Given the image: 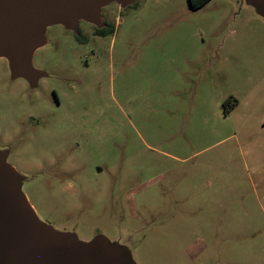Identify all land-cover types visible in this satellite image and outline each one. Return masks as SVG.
I'll return each mask as SVG.
<instances>
[{"label":"rangeland","instance_id":"1","mask_svg":"<svg viewBox=\"0 0 264 264\" xmlns=\"http://www.w3.org/2000/svg\"><path fill=\"white\" fill-rule=\"evenodd\" d=\"M136 1L104 39L49 28L35 88L0 58V151L40 221L129 264H264V0Z\"/></svg>","mask_w":264,"mask_h":264},{"label":"water","instance_id":"2","mask_svg":"<svg viewBox=\"0 0 264 264\" xmlns=\"http://www.w3.org/2000/svg\"><path fill=\"white\" fill-rule=\"evenodd\" d=\"M136 0H0V58L13 79L32 88L45 77L33 57L46 44L49 28L62 26L78 34L81 21L102 26V11ZM0 151V264H129L124 249L105 239L86 243L40 221L22 191L23 178Z\"/></svg>","mask_w":264,"mask_h":264},{"label":"flooded vegetation","instance_id":"3","mask_svg":"<svg viewBox=\"0 0 264 264\" xmlns=\"http://www.w3.org/2000/svg\"><path fill=\"white\" fill-rule=\"evenodd\" d=\"M103 16H104V12H102V26L101 27H98V26H96L94 24H91V23H88V22H85V21H81L80 25H79L78 34H76L72 30H69V31L76 37V40L79 43L88 42L90 40V38H93V39H104V38H107V37L110 36V35H106L107 32H111L112 28L114 27V25L110 22V18L109 19L106 18V20H103ZM109 17H111V14H109ZM28 85L30 86L29 83H28ZM31 90H35V89H31ZM2 151L7 152L8 158H9L10 152L7 151V150H2Z\"/></svg>","mask_w":264,"mask_h":264},{"label":"trees","instance_id":"4","mask_svg":"<svg viewBox=\"0 0 264 264\" xmlns=\"http://www.w3.org/2000/svg\"><path fill=\"white\" fill-rule=\"evenodd\" d=\"M191 1V5L194 9H200L202 8L204 5H206L209 1L211 0H190ZM136 4H134L133 6H136ZM115 33V28L113 27L112 28V31L111 32H107L106 35H113ZM236 104H234L233 106H235Z\"/></svg>","mask_w":264,"mask_h":264}]
</instances>
